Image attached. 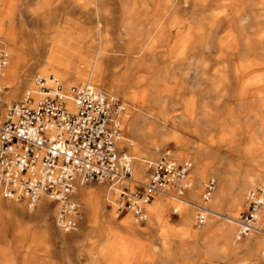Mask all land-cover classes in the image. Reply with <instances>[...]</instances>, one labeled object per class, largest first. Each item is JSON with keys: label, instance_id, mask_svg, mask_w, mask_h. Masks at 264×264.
<instances>
[{"label": "bare ground", "instance_id": "1", "mask_svg": "<svg viewBox=\"0 0 264 264\" xmlns=\"http://www.w3.org/2000/svg\"><path fill=\"white\" fill-rule=\"evenodd\" d=\"M78 1L82 2H80L81 5L83 4V6H79V12L88 10L92 15L106 16L111 13L121 15L123 18L121 28L128 40L132 37L138 38L143 29L146 31L145 38L131 43L128 50L132 51V53L126 57L108 54L96 55L94 53L91 54L92 52L90 51L85 52L84 55L80 54L79 61L82 60V55L86 61L84 70L80 69L79 64L73 63L71 53L62 54L59 50L55 51V54L50 53L49 57H45L49 58L48 65L45 68L43 67L36 77L43 78L42 83H39V85L36 84L37 80L33 79V72L36 67L32 66L33 70L30 69L25 74L26 70L23 71L21 68L27 65H17V61L24 60L25 56L19 54L18 50L12 46L5 47L8 57L1 84L6 85L9 92L16 97H19V95L22 97L25 91L29 90L36 100L42 94L43 88L41 89L40 87H45L44 80L47 79L49 70H52L53 73L49 74L48 79L50 81L46 83L48 86L54 84L53 75L57 78L65 77L72 72L78 73L79 78L83 80H90L91 84L101 83L115 90L123 91V88L126 90L128 83L131 85L130 87L143 85V93L138 100L135 98V94L128 96L132 101L134 99L137 100L140 105H133V111L129 113L127 106H125V113L121 119L122 127L125 123L128 130L140 140L138 146L131 149V154L134 155L136 163V169L133 171L131 162L132 178L136 180L144 178L146 161L152 160L151 158L157 156L160 147L171 141L177 147V150L173 152L177 158L185 156V146L193 149L194 154L191 156L194 165L192 175L194 179L198 180L199 184V177L204 175V171L198 160L209 156L211 151L203 144H191L177 133L165 135L163 133L165 129L162 125H159V118L157 117L165 115V109L162 103L159 102V97L164 91L168 90L166 85L168 79L175 81L179 78L180 80L182 77L180 70L186 67L191 68L194 78H202L203 82H205L203 84V94L213 95L215 93L217 98L213 102H209V100L202 101L198 105L199 113L197 116H192L196 106L190 104L186 108L187 115L184 118L174 119L173 122L182 123L188 120L195 125V128L190 129V131L192 130L200 138L202 137L200 123L202 121L210 123L208 117L213 114L212 112L218 111V108H220L218 104H220L219 102L222 103L221 98L223 99L228 95L232 96L235 101L234 104L226 106L234 114L232 119L234 125L227 127L228 138L232 142L244 145L240 148L239 153L241 158H251L252 166L253 164H264V154L255 155L259 143L264 140V0ZM89 4H94V6H88ZM120 29L115 34L109 28L99 30L98 36L105 43V51L117 47L116 43L118 41L123 42L122 38L124 37L120 33ZM0 36L2 37V39L0 38V46L3 40L9 42V44H15L21 40L20 33L13 31L11 19L0 24ZM39 42L40 40L37 41V44ZM37 44L33 47L34 49H37ZM90 46L94 47V44H90L88 47ZM92 60H96L97 63L94 66L93 74L90 75L89 67L93 62ZM117 64H120V67L125 66V69L118 75L115 74L119 70L115 69ZM209 65L210 69L208 70ZM211 67L213 68L212 70ZM19 76L22 79L16 80ZM3 97L5 102H10L5 99L4 94ZM122 102L126 104L124 100ZM223 103L222 106H224ZM67 104L69 109L73 108L70 101ZM211 104L213 107H211ZM150 105L158 107L160 110L158 109L157 112L149 115L146 113L147 110L145 108ZM126 115H128L127 119L123 120ZM119 143L127 144L129 147L132 146L131 141L121 135L117 140L118 145ZM139 153H142L144 157L139 158ZM209 172L214 173V170L209 168ZM216 175L218 179L217 188L214 183V188L206 202L210 204L213 213H219L221 199L228 189L236 185L235 181H237L231 177L227 178L223 173H217ZM238 179L239 187H236L238 189H236L237 191L235 190L233 202H231L232 204L242 205L245 208L247 203L244 192L254 188L256 183H260L259 186L264 187V171L251 170L242 179L240 177ZM263 194L264 190L261 193L262 200H264ZM163 195L162 193L158 194L155 197L157 199L154 201L155 198H153L150 201L152 203L147 206L156 210L163 204H175L173 200ZM183 201H186V199L179 202ZM178 207L182 219L190 224L192 210L186 209L185 206L180 204ZM109 215L113 217L111 213ZM225 215L235 216L236 214L231 210ZM210 217H214V215L211 214ZM125 224L131 230L135 225L129 215L125 220ZM232 225V223L228 222L223 227H229V230L233 233ZM200 226L202 224L198 227L201 228ZM201 232L191 230L189 232L190 239L199 240L198 236ZM235 239L233 238V240ZM123 241L119 249L116 247L117 250H113L110 253L113 260L119 258L118 254L124 258L125 264H136V259L145 256L148 257V261L156 258L155 253L148 246L136 241L130 235L126 241ZM250 242H252L253 247H250L251 249L246 256V264H264L260 258L264 235H250L244 243L250 244ZM105 255L106 253L102 252L99 256L105 257Z\"/></svg>", "mask_w": 264, "mask_h": 264}, {"label": "built area", "instance_id": "2", "mask_svg": "<svg viewBox=\"0 0 264 264\" xmlns=\"http://www.w3.org/2000/svg\"><path fill=\"white\" fill-rule=\"evenodd\" d=\"M7 57L0 46V195L25 199L29 206L41 197L53 202L54 223L62 231L76 227L78 205L71 200L76 183H104L115 196V213L129 212L137 220L145 219L146 206L157 194L185 199L184 193L192 186L191 163L171 157L168 149L146 161L144 180L131 177V157L116 145L125 113L119 97L90 83L65 88L55 81L52 86H41L42 94L36 100L26 90L22 97L5 102L7 86L1 78ZM36 80L42 83L43 78ZM213 188L214 180L208 178L199 199L187 201L195 226L212 214L234 225L235 238L264 235V187L248 189L246 207L235 216L213 213L208 207ZM260 258L264 262V245Z\"/></svg>", "mask_w": 264, "mask_h": 264}, {"label": "crops", "instance_id": "3", "mask_svg": "<svg viewBox=\"0 0 264 264\" xmlns=\"http://www.w3.org/2000/svg\"><path fill=\"white\" fill-rule=\"evenodd\" d=\"M54 3L52 0H24L20 3L18 0H0V5L11 10V13L1 18L0 24L11 19L13 31L17 33H20L22 27L25 30L50 28V36L37 37L32 41L33 46L39 40V44L48 46L42 55L43 59L48 62L49 58L45 57L59 50L62 54L71 53L73 63H78L75 47L82 35L72 33L71 30L79 28V23L81 27H88L95 19L88 14H79L78 6L71 7L78 4L74 0L58 2L67 5L66 8L49 7ZM15 14H19L21 19L18 16L14 18ZM60 41L62 45L55 47ZM87 186L90 184L78 191L76 197L71 194L79 212L76 227L69 231H62L55 225L56 206L53 202L42 200L29 206L25 199L0 195V264H125L119 254V258L113 260L110 253L117 250L116 247L119 249L129 235L145 246L156 247L157 251L166 245L168 251L167 255L162 254L152 261L140 257L135 260L136 264H246V256L253 244L244 243L245 236L233 240L235 237L229 227L203 223L199 240H191L189 224L179 213L168 211L158 219L161 215L159 210L146 208L145 219L134 218L138 226L134 225L131 230L122 222L128 218V212L111 217L110 204L106 202L96 205L93 195L87 196ZM91 188L95 192L101 190L96 185ZM102 252L106 253L105 257L99 256Z\"/></svg>", "mask_w": 264, "mask_h": 264}, {"label": "rangeland", "instance_id": "4", "mask_svg": "<svg viewBox=\"0 0 264 264\" xmlns=\"http://www.w3.org/2000/svg\"><path fill=\"white\" fill-rule=\"evenodd\" d=\"M3 1H8V0H3ZM21 1H24V0H18L19 3ZM52 1L55 3L52 5H49V7H55V6H57L59 8H66L67 7V5L58 3L62 0H52ZM74 1L78 4L71 6V7H75V6L79 7L82 3L81 1H78V0H74ZM20 6H22V4H20ZM81 6H83V4ZM88 6H94V4H89ZM6 7L7 6L0 5V20H1V18L3 19L5 16H7L9 14V12L11 13L10 8L9 7L6 8ZM2 11H4V12H2ZM78 13L84 14V15L88 14L95 19V22L88 27H85V28L81 27V24L79 23L78 24L79 28L71 30L72 33L82 35V36H80V39H81L80 42L75 47L76 55H78L77 56L78 58L81 57L80 54L84 55V53L90 51L91 48H92V51H90V52H92L91 54H93V53L96 55L108 54V55H117L120 57H126L128 54L130 55L132 53V51L128 50V47L130 46V44L137 42L138 40H141V39L145 38V36H146V31H145V29H143L141 31L140 35L138 36V38L132 37L130 40H128L127 39L128 37L126 36V34H124V32L121 28V23H122L123 18L119 14L111 13V14H108L106 16L92 15L91 12L88 10H85L84 12H78ZM17 16L19 19H21V16L19 14H17V15L15 14L14 18H16ZM54 18H57V17L54 16ZM51 23L53 25V22H51ZM112 25H113V27H112ZM106 28H109L114 34L116 33L117 30H119L121 28L120 33H122V35L124 37V38H122L123 42L118 41L116 43L117 47H113L109 51L104 50L105 43L98 36L99 30H104ZM50 31H51L50 28H48V29L47 28H35L34 30H31V29L25 30L22 27V30L20 31V36H21L20 41H18L15 44H9V42L3 40L1 47L4 46L3 48L6 51V48L12 46L14 49L18 50L19 54L24 55L25 59L22 61L21 60L17 61V65H19V66L20 65H24V66L27 65V66L21 68L23 71L26 70L25 74H27L28 70H30V69L33 70L32 66L36 67L34 69L35 71L33 72V79H36V77L39 75L38 72H40L43 67L45 68L46 65H48V62L46 60H44L42 57L45 49L48 46L46 44L45 45L39 44L37 46V49L34 50V48H33L34 46H33L32 41L34 38H37V37L38 38L39 37L44 38V37L50 36V33H51ZM89 36H90V38H89ZM0 38L2 39L1 36H0ZM125 38H126V40H125ZM88 40H90V42ZM86 41L89 43L88 44L85 43ZM90 44H94V47H91V46L88 47ZM61 45H62V41L58 42L57 46H55V47H59ZM7 55H8V52H7ZM83 55H82V60L78 61V63H77V64H79V67L81 70H84L86 68V61H85ZM8 61H9V58H8ZM92 61L93 62L91 63V66L89 67V74L90 75L93 74L94 66L97 63L96 60H92ZM120 66H121L120 64H117L115 67V69H119L118 71L115 72L116 75H118L119 73H121V71H123L125 69V66H123V67H120ZM37 67H39V68H37ZM208 67H209L208 68V70H209L210 65ZM212 69L213 68L211 67V70ZM180 72L182 73V75H181L182 77L180 78V80H179V78L175 81L168 79V81L166 82V85L168 86V90L164 91L159 97V102L162 103L163 108L165 109V115L164 116H157L159 118V121H158L159 125H162V127L165 129V131L163 132L165 135H169L170 133H177V134L183 136L185 138V140L189 141L191 144H195V145H200V144L202 145L203 144L211 152H210L209 156L203 157V158L198 160L199 164L201 165V167L203 168V171H204V175L199 177L200 180H199V184H198V180L194 179V177L192 175V169H193L194 165L192 163V160H191L192 157L191 156H193V154H194L193 149L185 146L184 147L185 156L177 158L173 154V152L177 150V147L174 146L173 142L169 141L167 144L160 147L157 156H155L154 158H151L152 160L158 158L160 155V152L162 150L168 149L171 157H173L177 160L187 159V160L191 161V166H190L188 175L190 177V180L192 181V186L183 195L184 198L186 199V201L179 202L178 200L172 198L168 194H164L163 196H165L168 199L173 200L175 202V204H172V205H169V204L164 205L163 204L160 207L156 208L155 211L159 210L161 212V215H159V218H158V219H160V218H162V216H164V214L166 215L168 213V211L174 212V211L178 210L177 213L180 214V211H179L180 209L178 206H179V204L183 205L186 207V209L189 208L190 210H192V220H191V223L189 224V232L191 230H196L198 232H201L202 226H200L201 228H199V227H195V225H194V212H193V209L191 208V206L188 204L187 201L188 200L193 201V200L199 199V193L202 190L203 183L208 178H213L214 183L216 184V188H217V185H218V179H217V175H216L217 173H220V174L223 173V175H225L227 178L231 177V178H234L235 180H237V181H235L236 185H234L231 189H228L227 192L224 194L223 198L221 199L220 209L218 210L220 214H223V216L225 214L231 212V210H232V212H235V214H237L239 211L244 209V207L242 205L235 204V203L232 204V202H233L232 199L235 195V192L237 191L236 189H238L236 187H239L238 186L239 185V181H238L239 179L238 178L240 177L242 179V177L246 173L250 172L251 170H253V171L256 170L259 172L264 171V164L259 163L260 165L259 164H253V166H252L251 162H250L251 158L250 159L247 157L241 158V154L239 153L240 148L244 145H242V144L240 145L237 142H232L228 138L227 127L229 125H232V126L234 125V122L232 120L234 118V114H233L232 110H228L226 108V106H229V105L232 106L234 104L235 101L233 100L234 98L232 96L230 97L228 95L223 99L221 98L222 103L224 100L225 104L223 103L224 106H222V103L219 102L220 104H218V107H220V108L217 107L218 111L212 112L213 114L208 117L210 123H206L207 121L206 122L202 121L200 123L201 128H202L201 129L202 130V135H201L202 137H200V138H198L199 136H197L192 130L190 131V129L195 128V125L191 124L188 120H186V122L184 121L182 123H177V122L174 123L173 122L174 119L177 120L178 118H182V117L184 118V116L187 115L186 108H188L190 106V104H194L193 106H196V107H194L196 109L195 110L193 109L194 111L192 113V116H194V115L197 116L199 113L198 105L201 104L202 101L204 102V101L209 100V102L210 101L213 102L217 98L215 93H213V95L203 94L204 93L203 92V86H204L203 84L205 82H203L202 78H194V73H193L191 68H187V67L182 68L180 70ZM50 73H53V71L49 70L47 72V79L44 80L45 81V87H49L48 85H46V83L50 81L48 79ZM111 74H112V72H111ZM53 76H54L53 82L57 81V82L61 83L63 85V87H67L69 84H72V83H85V82L90 83V80H83L81 78H78V80H75L79 75H78V73H74V72H72L71 74H69L68 76H65V77H58L57 78L55 75H53ZM21 79H22L21 76L16 78V80H21ZM180 81H181V83H180ZM36 84L39 85V83H36ZM93 85L100 86V87L104 88L108 93L119 97V99L121 101L124 100L127 105L125 103H123V104H124V106H127L128 113L133 111V105L134 106L140 105V103L137 102V100H138L139 96L143 93L142 89L144 88L143 85L130 87L131 85H129V83H128L126 86V90H124V88H123V91H122V90L112 89L109 86L103 85L101 83H95ZM131 92H134V93H131ZM131 94H135V96H136L135 98L137 100H135V99H134V101L130 100L128 98V96H131ZM4 95H5V99L7 101H12V100H15V99H18L21 97V95H19V97L14 96L13 93L8 91V87L6 88ZM125 96L127 97V99ZM3 100H4V97H3ZM211 107H213V105ZM158 109H159L158 107H155L153 105H150L148 108H145V110H147L146 113L149 115L157 112ZM128 115H126L123 120L127 119ZM128 131L129 130H128L127 126L125 125V123H124L123 127L121 125L120 135L127 137L131 141L132 146L129 147L127 144H123V143H119V145H118L117 142H116V145H117L118 149L123 150L127 153L130 152L129 154L132 157V168L134 171L136 169V165H135L136 163H135V157H133L134 155L131 154V149L136 148L138 146L140 140H138L137 137H135L130 131L129 132ZM263 154H264V140L259 143V147L257 148V151H255L256 156H260ZM138 157L142 158L144 156L142 153H139ZM227 166L229 169L227 168ZM132 168H131V170H132ZM209 168L213 169L214 173L209 172ZM245 168H247V169H245ZM245 170H247V171H245ZM146 174H147V169H146ZM146 174H145V176H146ZM145 176H144V178H142V179L138 178L137 180L142 181L145 179ZM131 177H132V175H131ZM86 184H90V186H87V188H88V190H86L87 196L93 195V202L95 201L96 205L99 203L105 204L106 202L108 204H110V206H111L110 213L114 217L116 214L115 209H114L115 204L113 203V199L115 198V196L111 195L106 190V185L104 183L99 184V183L94 182V181H90V182H87L85 184L82 183V185L79 183H76L74 190H73L72 197H74L77 194V192L80 191L81 189H85ZM132 184H133V182L130 183V185H132ZM93 185L100 186L101 190L98 192H95L94 191L95 186H94V188H91V186H93ZM259 185H260V183L254 184V188L258 187ZM244 193L246 194V192H244ZM84 194H86V193L84 192ZM156 196H158V194L155 195L154 198ZM263 196H264V194H263ZM85 198H86V196H85ZM73 199L74 198H71V200H73ZM82 199H83V197H82ZM156 199L157 198H155L154 201ZM42 200L47 201V199L41 197L36 202V204H38ZM207 205L211 209L210 204H207ZM232 207H233V209H232ZM147 209L151 210L152 208H150V206H147ZM55 210H56V208H55ZM78 212H79V209H78ZM127 214H129V216L132 217V221L135 223L136 226H138V222L135 221V219L131 215V213L128 212ZM77 215L75 216V218H77ZM210 216L211 215H209L206 218L204 225L209 224V223H213V224H219L217 226L223 227L224 224H228V221H226L225 219H223L221 217H217V216L210 217ZM122 222H125V221L122 220ZM190 225H193L194 227L190 226ZM232 230H233V234H234L235 233L234 225H232ZM250 235L255 236V235H259V234H250ZM250 235L245 236L246 239L249 238ZM246 239H245V241H246ZM263 245L264 244H262V246ZM148 247L151 249V251H153L155 253L156 257L160 256L162 254L163 255L168 254V251L165 250V249H167L166 245H164L162 247V250H160V251H157L156 247L152 248L149 245H148ZM144 259H147V261L149 260L148 257H146V256L144 257Z\"/></svg>", "mask_w": 264, "mask_h": 264}]
</instances>
